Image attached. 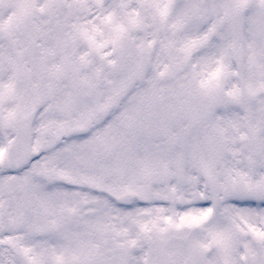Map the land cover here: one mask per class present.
<instances>
[{
  "label": "snow or ice",
  "instance_id": "snow-or-ice-1",
  "mask_svg": "<svg viewBox=\"0 0 264 264\" xmlns=\"http://www.w3.org/2000/svg\"><path fill=\"white\" fill-rule=\"evenodd\" d=\"M0 264H264V0H0Z\"/></svg>",
  "mask_w": 264,
  "mask_h": 264
}]
</instances>
